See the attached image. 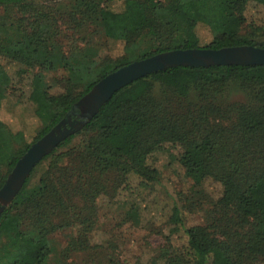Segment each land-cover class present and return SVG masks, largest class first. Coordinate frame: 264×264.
<instances>
[{
  "label": "trees",
  "instance_id": "trees-1",
  "mask_svg": "<svg viewBox=\"0 0 264 264\" xmlns=\"http://www.w3.org/2000/svg\"><path fill=\"white\" fill-rule=\"evenodd\" d=\"M63 1L69 0H0V104L5 89L13 83L7 71L12 64L21 76L28 75L34 90L49 88L47 74H63V92L48 98L60 110L37 139L60 123L109 73L162 52L199 48L196 36L189 39L181 31L178 16L191 17L194 12L221 15L226 8L225 0H70V10L62 14L59 5ZM114 1L124 2V14L128 8L132 13L124 35L119 25L122 14L109 7ZM245 2L234 4L242 7ZM60 21H65L72 35L82 34L81 41L63 34ZM99 30L104 40L124 44L119 59L98 62L88 52L94 48L89 37ZM142 41L150 43L135 51ZM245 45L264 48V43L226 29L206 48ZM137 82L144 84L143 92L120 103L124 111L141 119L130 153L148 158L169 144L182 150L177 160L190 168L187 157L205 144L210 153L204 168L197 176H187L192 177L194 189L202 188L204 179L210 177L222 185V196L211 208L209 227L187 228L182 209L172 208L169 221L184 227L186 243L170 254L164 250L160 257L166 264H215L212 259L217 254L223 264H264V210L256 209L248 197L253 174L264 171V66H179L131 85ZM119 92L81 133L69 136L44 158L50 163L43 176L34 180L36 168L32 170L12 204L0 214V264H46L52 236L78 227L77 240L71 238L60 262L76 264L68 261L67 252L76 251L78 245L88 247L99 201L104 197L114 200L125 189L131 191L130 175L143 188L158 181L156 168L137 163L101 141L104 114ZM26 151L13 149L0 130V189ZM64 159L67 162L62 165ZM130 211L138 215L134 205ZM24 244L39 246L40 256L29 261Z\"/></svg>",
  "mask_w": 264,
  "mask_h": 264
},
{
  "label": "rangeland",
  "instance_id": "rangeland-1",
  "mask_svg": "<svg viewBox=\"0 0 264 264\" xmlns=\"http://www.w3.org/2000/svg\"><path fill=\"white\" fill-rule=\"evenodd\" d=\"M69 1H63V4L59 5L62 14L70 10ZM236 1L225 0L226 8L221 15L194 12L191 17L178 16L179 27L186 38L197 37L199 48H206L214 36L225 29L252 37L258 44L264 43L263 0H246L242 7L234 4ZM109 7L115 13L122 14L119 17V25L123 35L126 34L129 29L128 21L132 16L130 9L128 8V12L124 14L123 1H114ZM64 22L60 21L63 34L69 35L71 40L81 41L83 35H72L67 31ZM89 42L94 48L88 52L94 55L98 62L117 60L124 54V44L119 41L104 40L100 30L90 35ZM147 43L150 42H140L135 51L147 47L144 45ZM80 45L84 44L80 43ZM95 46H98L99 50ZM7 71L13 83L5 89V99L0 104V130L7 134L13 149L27 150L38 140V135L60 110L52 105L48 98L63 92V86L60 84L63 74L60 71L47 74L49 88L34 90L29 86L28 75L21 76L18 73V66L12 64L7 67ZM143 90L142 82L121 89L104 114L101 123V141L112 150L126 154L137 163L146 162L156 168L159 172L158 181L143 188L139 186L140 180L130 175L131 191L122 190L114 200L110 197L101 198L98 203L96 224L88 234V247L83 248L78 245L76 251L67 252L68 261L76 264H166L160 254L165 253L164 250L167 249L170 250L169 254L178 251V248H182L186 243L184 227L178 228L169 221L174 206L182 209L187 228L211 225V208L222 196V185L210 177L204 179L202 188L194 189L192 177L187 176V173L197 176L204 168L210 153L208 146L200 144L192 149L193 151L191 150V154L187 157L190 168L182 167L177 160L182 150L175 149L169 144H165L148 158L130 153L141 119L124 111L120 103L128 97L140 94ZM164 92L171 95L168 91L164 90ZM159 95L162 99L166 96ZM231 99L239 100L234 96ZM231 99L226 100L231 102ZM83 113L82 109H78L75 115L70 116V120L79 121ZM66 125L69 127L68 124ZM82 130L83 128H80L74 134L81 133ZM43 160L34 167L36 168L34 180L43 176L49 167L50 161ZM66 162L64 159L61 164L65 165ZM248 197L256 209L264 210V171L253 174ZM2 204L3 202L0 201V206ZM131 205L138 208L137 216L130 214ZM78 230V227H73L71 230L61 231L52 236L51 255L46 264H60L64 249L68 247L71 238L77 240ZM24 246L29 261L36 260L40 256L39 246L30 244ZM212 262L223 264L224 260L216 254Z\"/></svg>",
  "mask_w": 264,
  "mask_h": 264
},
{
  "label": "water",
  "instance_id": "water-1",
  "mask_svg": "<svg viewBox=\"0 0 264 264\" xmlns=\"http://www.w3.org/2000/svg\"><path fill=\"white\" fill-rule=\"evenodd\" d=\"M215 65L264 66V48L245 45L218 50L210 48L176 49L134 61L106 75L80 98L65 119L34 142L18 159L0 189V201L3 202L0 206V214L21 190L34 167L76 130L84 128L100 108L121 89L147 75L168 68ZM78 109H82L84 112L80 116V120L71 121L70 116L75 115Z\"/></svg>",
  "mask_w": 264,
  "mask_h": 264
}]
</instances>
